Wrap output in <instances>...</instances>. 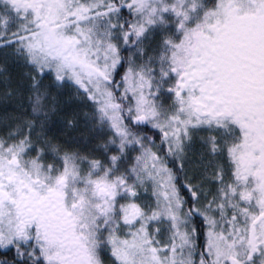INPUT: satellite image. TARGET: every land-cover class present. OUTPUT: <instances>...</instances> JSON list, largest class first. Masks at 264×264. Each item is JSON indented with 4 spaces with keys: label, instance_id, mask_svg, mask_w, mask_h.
<instances>
[{
    "label": "snow or ice",
    "instance_id": "obj_1",
    "mask_svg": "<svg viewBox=\"0 0 264 264\" xmlns=\"http://www.w3.org/2000/svg\"><path fill=\"white\" fill-rule=\"evenodd\" d=\"M0 264H264V0H0Z\"/></svg>",
    "mask_w": 264,
    "mask_h": 264
}]
</instances>
